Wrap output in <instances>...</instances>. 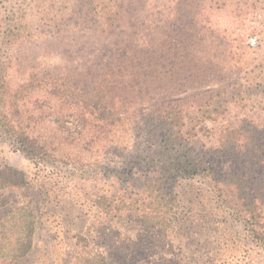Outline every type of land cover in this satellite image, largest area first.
I'll return each mask as SVG.
<instances>
[{"label":"trees","instance_id":"1","mask_svg":"<svg viewBox=\"0 0 264 264\" xmlns=\"http://www.w3.org/2000/svg\"><path fill=\"white\" fill-rule=\"evenodd\" d=\"M136 1L0 0V139L36 165L70 161L79 174L103 178L91 200L100 216L174 233L228 217L264 249V125L222 123L234 111L264 112V0H178L181 41L168 36L134 50L120 81L107 80L112 87L84 89L76 74L46 65L56 53L128 29ZM249 15L253 26L244 23ZM184 81L202 87L174 94ZM121 92L154 96L135 140L122 136L124 117L114 107ZM219 123L215 149L204 135ZM93 152L99 159L88 160ZM28 185L23 170L1 164L0 211L5 193ZM36 206L27 197L0 215V264H18L34 248ZM74 239L72 264H110L85 233Z\"/></svg>","mask_w":264,"mask_h":264},{"label":"rangeland","instance_id":"2","mask_svg":"<svg viewBox=\"0 0 264 264\" xmlns=\"http://www.w3.org/2000/svg\"><path fill=\"white\" fill-rule=\"evenodd\" d=\"M182 12L178 0H137L127 9L128 29L103 39L96 37L88 48L56 53L46 58V65L76 74L84 89L108 84L112 87L107 80L116 84L120 81L134 50L156 44L168 36L173 37L174 43L181 41L184 35L180 30L185 25L179 17ZM228 19V16L223 17L225 21ZM249 19L246 18L245 25L253 26V16L249 15ZM249 41L253 44L254 37ZM201 85L198 81H184L174 94L182 96ZM162 95L172 96L169 92ZM152 97L138 101L126 98L122 92L115 96L114 107L124 117L122 136L126 140L139 137V121L153 102ZM242 118L254 119L264 125V112L250 108L234 111L222 123L235 124ZM222 123L208 124L209 134L204 135L208 145L215 149ZM101 157L102 165H105L109 157L104 153ZM87 159L99 158L93 152ZM66 162L36 165L0 139V165L19 168L29 179L27 188L5 193L8 202L0 215L27 197L34 199L38 209L34 248L18 264H72L74 234L77 232L85 233L93 244L100 245L110 264H264V249L253 245L242 227H236L233 219L228 217H207L200 221L201 228L174 233L118 216L98 215L91 200L97 191L106 187L104 179L97 178L90 170L79 174L70 161ZM93 167L85 166V169ZM227 194L232 196L233 193L227 189Z\"/></svg>","mask_w":264,"mask_h":264}]
</instances>
